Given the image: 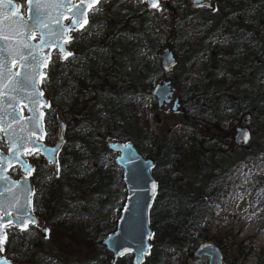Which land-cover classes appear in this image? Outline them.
Wrapping results in <instances>:
<instances>
[{
	"label": "trees",
	"instance_id": "1",
	"mask_svg": "<svg viewBox=\"0 0 264 264\" xmlns=\"http://www.w3.org/2000/svg\"><path fill=\"white\" fill-rule=\"evenodd\" d=\"M159 5L102 0L72 34L71 55L47 61L43 81L49 102L43 120L47 134L53 133L58 107L64 140L57 171L33 179L31 208L46 224V235L30 241L28 230H10L13 259L132 264L131 254L109 260L102 244L115 228L110 208L118 214L125 196L121 168L113 157L106 166L102 157L110 138L129 140L153 158L152 234L139 264H169L172 257L184 264L195 246L208 240L209 224L221 218L233 170L239 165L253 169L264 158V0H213L211 6L159 0ZM165 47L175 56L166 70L160 64ZM195 64L197 76L190 80ZM164 79L178 88L182 113L176 125L154 133L145 108L134 99H149L147 108L155 117L158 105L151 90ZM188 109L197 115L186 116ZM245 112L250 138L231 142ZM252 177V189L263 185L264 176L253 171ZM79 215L86 220L78 221ZM212 237L225 264H244L252 253V264H264L261 246L232 232Z\"/></svg>",
	"mask_w": 264,
	"mask_h": 264
},
{
	"label": "water",
	"instance_id": "2",
	"mask_svg": "<svg viewBox=\"0 0 264 264\" xmlns=\"http://www.w3.org/2000/svg\"><path fill=\"white\" fill-rule=\"evenodd\" d=\"M144 1L146 5L149 6L146 0ZM57 2L58 0H41L40 2L33 0L32 3L28 2V5L32 7L38 3L41 5V10H44V14L41 11L38 13V11L35 10V13L31 16V20L24 19L17 14L13 19L14 28L19 29L20 24L24 27L20 31L21 41L19 40L18 44L15 43L13 53H11L12 55L8 58V70L10 74L13 75L14 82L21 83L22 78L25 80L26 92L23 98L19 95H15L14 104L19 101H24L29 107V114L22 117L15 108L13 112L15 113L16 119L24 120L25 127L28 129L29 133H31L32 130V122L29 118L35 116L37 123L41 126L42 110L40 105L47 103L46 95H41V93H39L37 84L38 79L44 74V61L48 59L47 51L55 49L59 58H64L65 52L70 53V50L64 43V37L69 36V34L68 31L64 32L63 29L69 27L71 21L68 19L65 23L63 19L65 16H70L71 14L68 12L67 6L61 8L55 7ZM79 2L80 0H71L72 5L78 4ZM90 2L91 0H86L83 9L86 13L88 11L87 3ZM187 2L192 5L211 6L213 4V0H187ZM65 4L67 5V0H65ZM79 20L80 23H83L84 16H81ZM57 21L60 23L58 24ZM38 22H40V27L38 26ZM27 23L29 26H26ZM44 25H47V27H44ZM31 28L36 29L37 33H39L38 41L27 38L26 33ZM17 32L18 31L15 30V33ZM25 45H27V47ZM39 49H41L42 52H39ZM12 59L18 61V68L15 73H11L10 63ZM174 61L175 56L173 52L168 47H165L160 54L161 67L166 70ZM17 72L20 73L19 77L15 75ZM11 78L12 77H9V79ZM172 91L173 86L169 79H164L153 85L151 94L156 104L160 106L171 99ZM177 106V98H173L171 108L175 109ZM248 115V112L243 114V125L235 126L233 140L236 143H245L250 138V131L248 127L244 125V123L248 121ZM56 118L57 130L55 142L53 144H47L44 141H38V143H42L45 149L49 150L46 153H40L51 163V168L53 170L55 169V153L63 140V120L58 109L56 110ZM5 122H1L2 129L6 128ZM3 133L6 134L4 130ZM244 134H247V140L243 138ZM25 146L31 147L28 140L23 148ZM107 146L112 151L117 152L114 156V161L121 168L122 181L125 185V196L115 219V228L103 237L102 244L109 253V260L112 261L125 254H131V263L139 264L148 253L150 246L149 237H151L152 234V229L148 220V212L153 203L157 189V182L151 173L153 158L141 153L129 140H110ZM11 147L12 145L10 144L6 154L0 151V157L3 158L0 159V217H3V221H0V238L3 235V225L7 224V221L10 219L13 221L12 225L18 228H21L20 225L22 223L33 224L31 221L34 220V225L37 226L39 233L45 236L47 231L46 224L40 216L31 210L32 183L30 179L27 176L19 179H12L8 177L3 170L12 162L20 163L21 167L22 164H25L21 156L16 155L17 152L20 153L22 146L17 147L14 151L9 150ZM153 184L156 185L155 190H153ZM5 212L11 213V215H5ZM17 216L20 217L19 220H17ZM193 254L194 256H206L208 264H225L220 248L211 240L200 241L195 246ZM0 264L18 263L0 256Z\"/></svg>",
	"mask_w": 264,
	"mask_h": 264
},
{
	"label": "rangeland",
	"instance_id": "3",
	"mask_svg": "<svg viewBox=\"0 0 264 264\" xmlns=\"http://www.w3.org/2000/svg\"><path fill=\"white\" fill-rule=\"evenodd\" d=\"M130 1V0H129ZM132 1V0H131ZM164 16V13H161L160 17ZM95 35H93L94 37ZM224 41H221L223 44ZM48 52V60L54 58L56 60L58 54L56 50L50 49ZM198 65L195 64L193 67V72L190 75V80L194 79L197 75L195 70ZM188 86V81L183 84V88ZM173 98H177L178 107L175 110L171 109ZM152 100L155 101L154 97ZM134 104L136 106H142L145 108V112L148 115L149 126L153 129L154 133L158 132L159 128L172 127L179 122V117L182 113L181 110V94L177 87H173L171 99L165 104L158 106L155 117L151 116L147 106L150 104L149 99H134ZM185 115L188 117H194L197 115V112L194 109H188L185 112ZM203 118L209 120L208 117L204 116ZM198 127V126H196ZM201 131L205 134L206 130L201 128ZM180 132V130H178ZM183 138V137H182ZM53 139V136H52ZM64 140V138H63ZM233 142V139H231ZM107 141H105L103 153V158H106V166L110 163V158L114 157L113 151L106 146ZM116 152V151H115ZM187 165V164H186ZM183 170L185 173L190 175V171L184 167ZM44 177L49 171L47 166H43ZM255 172L257 177L264 176V158L257 159L253 164V169H245L241 165L237 166L232 174L230 175V186L229 191L224 198H222V210L221 218H216L209 224V238L216 243L214 237H212L217 231L222 232H232L235 234L236 239H242L243 242H252L258 246L264 248V183L261 187H256L252 189L254 184V177H252V172ZM44 177L39 178L42 180ZM76 207H80V204H77ZM36 214V213H35ZM111 216L116 219L117 212L116 207L112 206L110 208ZM39 216V215H38ZM42 219V218H41ZM73 217H68V221L73 220ZM78 221H85L86 217L79 215L77 217ZM28 238L31 241L34 239L36 234H39L38 228L36 226L30 227L27 229ZM107 256L109 253L106 251ZM223 257V255H222ZM224 263L227 261L226 257L224 258ZM256 260V254L252 253L244 261V264H252ZM169 264H180L179 261L172 257ZM184 264H208L207 257L204 255L201 256H192L186 259Z\"/></svg>",
	"mask_w": 264,
	"mask_h": 264
},
{
	"label": "flooded vegetation",
	"instance_id": "4",
	"mask_svg": "<svg viewBox=\"0 0 264 264\" xmlns=\"http://www.w3.org/2000/svg\"><path fill=\"white\" fill-rule=\"evenodd\" d=\"M36 1L40 2L41 0H36ZM34 7L35 6L31 7L28 5V0H0V65H3L6 63V65H7L6 75L8 77H12L11 79L8 78L7 80H0V93L6 92V95L0 96V114H1V117H0V151L3 152L4 154L7 153L8 147L10 144L11 145L16 144V145L22 146V149H23V146L26 145V141L28 140L27 138L30 135L28 129L25 127L24 120H19V119L13 120L12 115H11L13 113L14 108H15L16 111L18 112V114L20 116L24 117V116L29 114V107L27 106V104L24 101H19L16 104H14L15 95H17V96L19 95L23 98V96L26 92V90H25L26 86H25L24 78H22L21 83L13 81V75L10 74V72L8 70V58L10 55H12L11 53H13L15 43L18 44L19 40L21 41L20 31L24 27L23 25L20 24L19 29L14 28L13 19H14L15 15L17 14V15H20L24 19H30L31 20V16H33V14L35 13V10H36ZM40 11L44 14V10L42 11L40 8L38 13H40ZM87 13H88V11H87ZM87 13H86V16H87ZM63 21L66 23L68 21V19L64 18ZM40 22H38L39 27H40ZM26 26H29V24L27 23ZM79 29L80 28H77L76 30H79ZM15 30H17L18 32L15 33ZM76 30H74V31H76ZM74 31H68L69 36H72ZM26 36H27V38H29L30 40H33V41L39 40V33H37V30L34 28L29 29L26 33ZM4 37H7V39H4ZM65 46L70 50V48L68 47V43H65ZM39 52H42V50L39 49ZM70 53H71V50H70ZM57 57H58L57 59H59V60L63 59V58H59V55ZM47 61H48V59H47ZM13 62H15V63H13ZM10 68H11V73H15L17 71V68H18V61L12 59V61L10 63ZM0 72H4V69L0 68ZM44 73H45V66H44ZM43 76H44V74H43ZM3 83H8L9 87L7 89H4L2 87ZM37 84H38L39 93H43L44 95H46L44 92L45 91L44 90L45 89L44 88V86H45L44 81H43V79H41V77L38 79ZM46 97H47V95H46ZM48 102H49V99L47 97V103L44 105H40V108H41L42 113H43V116H41V127H42L43 133H44L43 141L47 144H53L55 142V135H56V130H57L56 110L57 109L59 110V108L58 107L54 108V111H55V114H54V116H55L54 117L55 118V129H54L53 133L47 134V127L45 125L43 117H44V114L46 112V106H47ZM175 109H172V110H175ZM59 114H60V112H59ZM2 121L3 122L6 121L5 122L6 129H7L6 134L3 133V129L1 126ZM63 129H64V121H63ZM62 134H63V130H62ZM52 136H53V139H52ZM9 137H10V139H9ZM63 138H64V135H63ZM110 140H115V139L110 138L109 140H107V143ZM62 143H63V140H62L58 150L55 153V169L54 170L51 168V163L49 161H47L40 152H36L32 155H24L22 153V149H21L20 156H21L23 162L25 164H27L28 166H30V168L32 170L31 175H28V171H26V169L23 166L21 167V164L18 162L17 163L12 162V163L8 164L5 167L7 169L5 171V174L12 179H19V178L27 176L32 183V192H33V179H34V177H36L38 174L40 175V178L44 177L45 173H44L43 166H47L49 171H51L53 173H55L57 171V169H58L57 155H58V152L61 148ZM113 153L115 156V154L117 152L113 151ZM9 165H11V166H9ZM31 197H32V194H31ZM31 210H32V208H31ZM27 225L32 226V227L36 226L34 224H27ZM10 230L11 231L12 230H22V228L15 227L12 224L11 225H9V224L3 225V235L0 238V256L2 258L9 259L12 262H15L18 264H29L28 262L20 260V259H13L11 256V253L8 252L9 246L11 245V241L7 240L8 232ZM27 239H29V238L27 237ZM23 246H25V243L22 245V247Z\"/></svg>",
	"mask_w": 264,
	"mask_h": 264
},
{
	"label": "snow or ice",
	"instance_id": "5",
	"mask_svg": "<svg viewBox=\"0 0 264 264\" xmlns=\"http://www.w3.org/2000/svg\"><path fill=\"white\" fill-rule=\"evenodd\" d=\"M28 2L32 3L33 0H28ZM101 2H102V0H91L90 3H87V10L88 11H95L96 10V5H98ZM138 2H139V0H138ZM146 2L151 8L158 9L160 7L159 0H146ZM85 3H86V0H80V2L78 4L72 5L71 0H67V5H66L65 4V0H58V2L55 4V7H58V8L67 6L68 12L71 14L70 16H65L64 17L65 19H70V21H71L70 26L63 29L64 32L74 31L77 28H81L82 29L84 27V25L87 24L86 12L83 11V9L85 7ZM40 7H41V5H39V4L35 5V8H36L37 11L40 10ZM81 16H84L83 23H80V20H79V18ZM57 23L59 24L60 22L57 21ZM44 27H47V25H44ZM4 39H7V37H4ZM71 39H72L71 36H65L64 37V43H68ZM25 46L27 47V45H25ZM61 50L63 51L62 48H61ZM69 55H71V53L65 52L64 53V58L67 59V57ZM13 63H15V62H13ZM44 64L45 65L47 64V60L44 61ZM0 68L4 69V72H0V80H7L9 77L6 75V73H7V65H6V63L3 64V65H0ZM15 75L17 77H19L20 73L17 72ZM41 79H43V76H41ZM2 87L4 89H7L9 87V84L8 83H3ZM3 95H6V92L0 93V96H3ZM41 95H43V93H41ZM11 115H12L13 120H15L16 119L15 113L13 112ZM41 116H43V113H41ZM29 120L32 122V130H31L30 136L28 137V142L31 145V147L25 146L22 149V153L24 155H32V154H34L36 152H42V153L48 152L49 150L45 149L43 147L42 143H38V141H43V139H44V133H43L42 127L40 126L39 123H37L35 116L29 118ZM3 130L5 132H7L6 128L3 129ZM33 137H34V139H33ZM243 138L245 140H247V134H244ZM9 139H10V137H9ZM17 147H19V145L13 144L12 147L9 150L10 151H14ZM20 154L21 153H19V152L16 153L17 156H19ZM0 159H3V158L0 157ZM9 166H11V165H9ZM22 166L28 171V175H31V171L32 170H31L30 166H28L27 164H22ZM3 170L6 171L7 169L5 168ZM155 188H156V185L153 184V190H155ZM5 215H9L10 216L11 213L5 212ZM19 219H20V217L17 216V220H19ZM0 221H3V217H0ZM31 222L33 224L35 223L34 220L31 221ZM7 224L11 225V224H13V221L10 219V220L7 221ZM20 226H21L22 230H25V231L28 228L27 224H23L22 223Z\"/></svg>",
	"mask_w": 264,
	"mask_h": 264
}]
</instances>
